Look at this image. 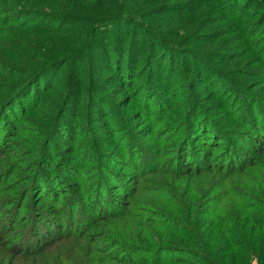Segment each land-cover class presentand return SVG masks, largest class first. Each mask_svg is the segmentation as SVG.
I'll return each mask as SVG.
<instances>
[{
  "label": "trees",
  "instance_id": "obj_1",
  "mask_svg": "<svg viewBox=\"0 0 264 264\" xmlns=\"http://www.w3.org/2000/svg\"><path fill=\"white\" fill-rule=\"evenodd\" d=\"M15 1L22 4V8L19 5L8 7L7 0H0V41L4 45L3 52L0 51V61L5 62L7 67L6 71L0 72V104L5 107V111L0 114V129L2 131L9 121L14 122L22 110L30 111L26 117H20L19 129L12 137L19 139L22 131H33L37 153H46L43 156L47 157L46 164L52 170L57 171L61 167V174L54 175L51 170L43 168L45 166L42 164L34 163L45 171L38 181L41 189L44 182L55 188L53 192L59 198L63 194L60 191L63 183L64 186L73 185V188L67 185L65 191L69 188L78 195L92 194L94 191L107 195L110 192L107 191L104 178L109 175L110 168L107 164L105 166L107 160L104 157H109L110 162L125 163L130 172L121 179L127 180L132 187L122 191V183L120 186L116 184L118 186L115 189L122 192L123 199L116 201L112 198L114 205L110 211L105 212L101 207L97 211L98 214L104 211L97 216L99 221H110L113 217L122 215L121 211L125 208L122 203L131 206L133 199L141 192L155 189L167 193L172 191L170 187H162L156 181L151 183L157 179V175L162 176L163 163L166 161L165 142L167 144L170 138L163 125L169 120L175 126L181 124L180 129L187 133L179 142L185 154L178 156V160L182 157V166L189 167L187 175L183 174L184 177L193 175L192 157L197 170L200 168L199 163H202L200 155L185 140L192 133L191 141L196 139L203 143L210 142L207 141L209 133H223V129L214 123L222 120L226 112L231 117L242 116L231 113L236 111L237 106L240 110L252 109L254 114L250 116L253 119L249 118L248 128L254 131V135H260L254 140L256 146L257 142L264 144V106L259 114L253 109L254 106L258 109L263 103L261 90L264 80H261L260 73L252 69L248 60L241 63L242 69L239 70L229 68L226 64L221 67L215 61L217 58L226 62L241 59L239 52L248 51L244 49L238 52L239 48L227 44L229 38L224 35L222 26L211 28L226 18L247 13V6L240 4L242 0ZM246 1L251 7L255 5L260 8L262 0ZM210 4L214 6L209 9L213 10L212 16L206 7ZM196 14L200 17L197 27L193 28L194 24L189 21ZM261 25L264 27V11ZM249 40L252 43V36ZM261 51L264 60V49ZM186 54L193 56V64L185 59L182 67L176 66L174 59ZM155 57L160 60L161 66L168 62L164 78V72L155 74L151 70ZM201 62L205 66L198 67V74L193 67L201 65ZM144 65L147 67L142 71ZM151 77L155 82H151ZM160 80L162 83H159ZM129 87L130 92L123 94ZM203 94L213 95L209 106L204 104ZM173 100L178 102L170 104L169 101ZM217 100L226 107L221 108ZM128 105L136 110L126 113ZM137 111L140 112L137 119H142L144 124L133 132L132 121L136 118ZM99 117L112 121L110 133L114 131L113 139L117 143L115 150L105 149V145H108L104 142L105 138L97 134L100 127H94V124ZM26 120L29 122L25 123ZM148 126L150 130L147 132L144 128ZM142 130L143 133L147 132L146 139H152L147 143L150 150L141 149L134 137ZM78 132L83 135L79 141L78 136H73ZM242 135H246L251 141L253 139L252 133L244 130L235 131L233 138L239 140ZM38 137H41L40 140ZM63 137L74 143L71 145L63 142ZM66 146L68 149H78L75 153L79 157L75 163L79 166L75 170V164L65 160L68 153ZM2 149L0 144V151ZM257 149L260 151L259 161L264 157V149L261 150L259 146ZM30 151L32 157L34 151ZM113 152L116 156L110 157ZM26 158L29 161L31 159L28 156ZM79 158L83 159V163ZM241 159L243 161L240 154H235L227 163L223 162L218 168L214 166L212 169L229 177L237 171ZM150 165L153 169L146 172L145 169ZM228 169L232 172L225 174L224 170ZM202 173L200 171V175ZM111 175L115 180H120L117 173ZM30 179L27 187L31 191L35 182L32 177ZM17 193L11 192L10 195L15 198ZM41 193L44 192L41 190ZM175 196L177 203H180V195ZM41 200H45L44 196ZM136 200L139 203V197ZM19 202L6 205L9 208L4 210L0 208V240L9 232L20 228L22 217L28 213L29 196L26 194ZM260 207L263 206L260 204ZM257 210L264 213V208ZM94 220L95 218L91 225ZM168 222L170 225L166 231L174 237L173 250L165 248L162 241L145 239V232L142 231L135 234L136 241H126L129 246L120 252H130V255L123 260L118 251L107 252L105 258L101 256V247L96 246L95 241H91L86 235L91 225L86 231H72L68 236L50 241L58 231L59 223L50 218H41L22 230L21 243H30L33 247L16 250L6 242H0V252H4L0 255V264H21L28 261L29 257H25L28 255L31 259L38 260L35 256L37 253L69 239L73 240L68 241L65 246L72 249V255L61 264H78L80 260L83 264L103 263L99 260L110 264H222L227 255L246 246V233L244 229H237L239 224L236 220L235 223L229 221V224H216L211 232L207 230L209 224L196 221L190 223L179 216L168 217ZM247 223L254 230L262 232L264 215L247 218ZM220 236L223 240L215 246L213 243ZM18 240L13 241V247ZM260 250L264 257V246L261 245ZM172 254L174 256H168Z\"/></svg>",
  "mask_w": 264,
  "mask_h": 264
},
{
  "label": "rangeland",
  "instance_id": "obj_2",
  "mask_svg": "<svg viewBox=\"0 0 264 264\" xmlns=\"http://www.w3.org/2000/svg\"><path fill=\"white\" fill-rule=\"evenodd\" d=\"M7 1L9 2L8 7L18 6L20 4L15 0ZM260 2V8H256L255 5L251 7L249 6V2H247L246 0H242L240 4L244 3L247 6V13H241L238 17H232L231 19H227L225 16V21H221L219 24L212 25L211 28H220L222 26L224 35L229 38L227 44L239 48L237 50L238 52L239 50L248 49L247 52H239V56H241V59L229 60V62L220 60L218 58L215 59L219 66L223 67L226 64V66H228L229 68L239 70L242 69L241 63L248 60L253 66L252 69L255 72H259L261 80H264V60L261 51L262 48L264 49V27L261 25L262 13L264 11V0ZM21 5H19L18 7L22 8ZM0 6H2V2H0ZM206 7L209 10L214 6L213 4H210L206 5ZM212 12L213 10H209V14L211 16ZM223 13L225 15V12ZM181 17L184 16H180V18ZM199 17L200 16L197 14L191 17L189 22L194 24L193 28L195 26L197 27ZM251 36L252 43L249 40V37ZM219 45L217 46L222 47ZM3 46V41H0L1 52H3ZM192 57L193 56L186 54L174 59V62L175 64H177L176 66L180 67L183 66L185 59L186 61H190L193 64L194 61L192 60ZM153 60L155 61V63L151 67V70H153L155 74H161L162 72H164V78L167 73L166 71L168 70V62H166L165 65L161 66L160 60L157 59V57H155ZM0 65V68H3L2 70H0V72L2 73L3 71H6V63L0 61ZM200 66L205 65L201 62V65H194L193 68L196 72H198V67ZM146 67L147 65H144L142 71H144ZM243 78L249 79V77ZM125 80L127 81L126 78ZM151 82H155V80H153V77H151ZM159 83H162V81L160 80ZM118 88L123 89L120 87ZM205 88L207 89L208 87L206 86ZM126 92H130V87L122 93L124 94ZM261 93L264 96V87L261 90ZM202 96L204 104H207L209 106L210 101L214 98L213 95L210 94L206 96L205 94H203ZM174 101L178 102V100H173L169 101V103L171 104V102ZM218 102L221 108L226 107L225 104H221L220 101ZM262 102V105L258 109H256V106H254L253 108L254 111L257 112V114H259L260 109H262L264 106V97L262 98ZM176 104L177 103H175V105ZM125 109L126 113L131 112L130 110H136L131 105L126 106ZM227 110L228 109H226V111ZM251 110L252 109L250 108L240 110L237 106L236 111H233L231 113L242 115L238 118L231 117L226 112V115L223 116L222 120L215 121L214 123L215 126L223 129V133H209L207 135V141L210 142L203 143V141H198L196 139L191 141L193 134L191 133L189 135V138L185 140V143L193 147L196 153L200 155V161L202 163H199L200 168L197 170V165L193 161L192 157L193 167L191 169V174L193 175L188 177H184V175H187L186 172L189 171L188 165H185L186 167L182 166V157L180 158V160H178L179 155L185 154L179 142L187 133L180 129L182 126L181 124L175 126L174 122L170 120L164 123L163 126L166 127L164 131L165 133L168 132L166 134L170 135L168 143L166 144L165 142V160L167 162L165 161L163 163L164 169L161 173L162 176L157 175V179L151 181V183H154L156 181L162 187H170L172 191L169 190L170 193H167L164 190L155 189L147 192H141V194L137 196L139 197V203L136 200L137 197L133 199V203L129 207L126 205L128 203H122V205L125 207L121 211L122 215L117 216L116 218L113 217L110 221H99L97 216L102 215L104 211L108 212L112 209L111 207L114 205V200L112 198H114L116 201L123 199L124 195L122 194V192L118 189H115L116 186H118L116 184H119L120 186V183H122L123 188H121L120 186V190L122 191L132 187V184L128 183L127 180L121 179L126 173L130 172V169L126 167L125 163L122 164L118 161L110 162L108 161L109 157L102 156L107 160V163H104L105 166L107 164V166H109L110 168V170L108 171L109 175L104 178V184L107 186V191L110 193L104 195L101 192L94 191L92 194L78 195L77 193H75V191L69 188L67 191H65L68 184L64 186V184L62 183L60 191H62L63 194L59 198H57L58 195H55V193L53 192L55 188H53L52 186L50 187L43 182V188L41 189L40 183H38V181L41 178L42 173H44L45 171L40 169L34 163L38 162V164H42L43 166H45L43 168L51 170L54 175L61 174V172L59 171L61 167H59L57 171L52 170L46 164L47 157L43 156L46 153H43L44 151H40L39 153H37V149L34 148L36 147V142L33 141V131H22L21 137L19 139H14L12 137V134H14L16 130L19 129L20 125L18 121L20 120V117L23 115L26 117V115L30 113V111L25 112V110H22L21 115H18L14 122L9 121L2 129V131L0 129V144L4 149L0 151V208H3L4 210L9 208L5 207L6 205L9 206L13 202L20 201L19 203H21V198L23 197L24 199L27 194L29 196V209L27 210L28 213L25 214L20 221V228L9 232L5 236V238L0 240V242H6L16 250L27 249L33 246H31L30 243H21L20 239L22 236L23 227L27 226L31 222L40 220L41 218H50L58 222L59 229L58 231H56V234L50 239V241H54L58 238H62L63 236H68L72 231H86L91 225L92 220L95 218L86 235L91 241H95L96 246L101 247V256L105 258V256H107L108 254L107 252L109 251L120 252L125 247H128L130 239L136 241L135 234L142 231L145 232V239L154 238L159 242L162 241V245L165 248L170 251L173 250V248H175V242L172 243V238L174 237L169 235L168 231H166V228H168L170 225V223L168 222V217L170 216H179L181 219L189 220L190 223L196 221L197 223L207 225L209 224L207 230L210 232L216 227V224H229V221L235 223L236 220L239 224L237 229H244V233H246V246L245 248L242 247L238 250L235 249L233 252L227 255V259L225 258V261L222 264H264V257H262V253L260 252L261 245L264 246V230H261L262 232L254 230V228H252L247 223V218L251 219V217L255 215H264V213L257 210V208H264V157H262L258 161L260 151L257 149V146L261 147V150L264 149V144L261 142H257L256 146V142L254 140H256V138H258L260 135L258 133H255L254 135V131L248 128L249 120L253 119V116L250 115L254 114ZM4 111L5 107L0 104V114ZM139 115L140 112L137 111L136 118L132 121L134 127V129L132 130L133 132L142 128V125L144 124L142 122V119H137L139 118ZM26 122L29 121L26 120L25 123ZM111 125L112 121L108 120L107 118L99 117V119L95 120L94 127H100L97 134L105 138L104 142L108 144L105 145V149L115 150V148H117V143L113 139L114 131H111L110 133ZM144 130L148 132L150 130V127L148 126L146 127V129L144 128ZM237 130L251 132L253 136L252 141L250 140V138L246 137V135H242V139H234L233 136L235 135V131ZM116 132H118V130ZM147 132L143 133V130L139 131L134 135V137L138 142V145H140L141 149L144 148L145 150H150L149 148H147V143L152 141V139H146L147 137H145V134ZM73 136H78V141L81 140V137H83L82 132H78ZM38 138L40 140L41 137ZM37 140L38 139H36V141ZM61 140L71 145L74 143L73 141H71L70 139H66L65 137H63V139ZM69 144H67V146H69ZM70 149H73V151H71ZM30 150L34 151V155L32 157H30L32 155L30 154ZM76 151H78L77 148L71 147L68 149L67 147L68 153L67 155H65V160L72 161L73 165L75 164L74 170L79 166L78 163H75V160L79 157L75 153ZM80 153L82 154V152ZM113 153H111L110 157L116 156V153ZM235 154H240L244 162L242 161V159L238 162V169L237 171L232 173V175H230L229 177H225V175L213 171L212 168L214 166L218 168V166L222 165L223 162L227 163L230 160V157H234ZM27 156L31 158L30 161H32L33 163H30V161L26 158ZM256 158L257 162L255 163ZM79 161L83 163V159L79 158ZM152 169L153 166L150 165L147 169H145V171L149 172ZM200 171L203 172L202 175H200ZM231 172L232 171H230L229 169L224 170L225 174H230ZM113 173H117L120 178V180L118 179L119 181L113 178V176L111 175ZM31 177L32 179H34L35 184L34 186H32L30 191V189L27 187V183L29 182V180H31ZM163 180L164 182L162 183ZM67 181L70 183L72 182L71 180ZM219 184L221 185L216 188V186ZM68 187L73 188V185H68ZM41 190L44 193H41ZM26 191L28 192L26 193ZM11 192L13 194L18 192L17 196H15V198L11 197ZM177 194L180 195V197L178 198L180 203H177L176 201L175 195ZM42 196H44L45 200H41ZM77 204H80V207L76 208ZM260 204L263 207H260ZM100 207L101 210L104 211L98 214L97 211ZM94 211L96 212V214ZM69 216H71L72 219ZM150 221H152L153 223H150ZM143 228H145V230ZM249 231L250 234H247ZM16 239L19 240L17 243H15V247H13L12 243ZM178 239L181 240L180 238ZM72 240L73 239L61 241L58 246H52L42 253H37L35 256L38 260L31 259L32 257L30 255L25 256L29 257L28 261L21 262V264H61L65 262L66 258L72 255V249H68V247L65 246L68 241ZM222 240L223 238L220 236L219 239L216 238L213 244L217 246ZM126 241H128L129 243ZM19 243L21 244L20 246ZM17 246H19V248H17ZM212 252L214 253V248H212ZM3 254L4 252L1 251L0 255ZM120 254L121 258L125 260L130 255V252H120ZM145 256H148V254L145 253ZM168 256L171 257L174 255L172 254ZM30 260L32 262H30ZM99 261L103 262L99 264H110L104 260ZM78 264L83 263L80 260ZM138 264L148 263L138 262Z\"/></svg>",
  "mask_w": 264,
  "mask_h": 264
}]
</instances>
